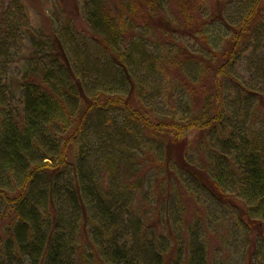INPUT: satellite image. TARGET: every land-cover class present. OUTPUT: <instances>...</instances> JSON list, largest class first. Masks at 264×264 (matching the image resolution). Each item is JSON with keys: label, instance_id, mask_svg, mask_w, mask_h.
I'll list each match as a JSON object with an SVG mask.
<instances>
[{"label": "trees", "instance_id": "1", "mask_svg": "<svg viewBox=\"0 0 264 264\" xmlns=\"http://www.w3.org/2000/svg\"><path fill=\"white\" fill-rule=\"evenodd\" d=\"M86 1L85 27L107 52L114 71L111 76L102 75L100 85H90L85 79L89 64L81 60L76 66L54 34L34 35L31 60L19 80L22 92L16 107L6 103L7 82L0 78V222H4L0 264H210L207 244L196 243L193 235L175 249V236L171 246L156 236L158 222L151 223V219L157 218V212L162 214L158 204L151 210L144 207L142 221L128 219L121 226L127 191L119 190L113 177L123 176L126 181L140 166L117 153L104 154L106 167L97 169L87 161L95 148L88 145L87 131L107 122L114 110H127L132 124L128 131L133 129L138 140L151 149V142L161 143L165 157L153 159L160 156L168 172L175 162L216 201L237 209L248 229L245 264H264L262 132L255 122L249 132L243 125H238L239 134L227 128L221 149L203 167L187 160L192 142L185 137V131L196 128L200 137L196 141H203L221 129L231 113L226 93L230 79L245 90L235 97L239 109L248 113L250 108L256 119L264 114V90L254 92L234 76L237 59L263 13L264 0H250L253 8L234 23L226 17L225 0H178L177 11H171L175 18L168 15L169 5L165 6L173 0H142L140 13L134 0H125L117 10L109 0ZM140 26L144 37L136 32ZM9 34L7 24L0 39L7 40ZM182 36L193 37L198 51L187 48ZM152 37L159 42L150 43L164 51L163 56L154 54L152 61H159L170 76L173 73L174 90L187 93L191 105L196 101V111L185 121L182 117L160 118L148 105L147 85L133 69L134 49H143ZM194 63L195 69L191 67ZM109 137L119 150H131L133 139L115 138L113 132ZM145 181L146 177L141 178L134 189L139 190ZM161 193L166 198L163 188ZM201 227L209 228V220Z\"/></svg>", "mask_w": 264, "mask_h": 264}, {"label": "rangeland", "instance_id": "2", "mask_svg": "<svg viewBox=\"0 0 264 264\" xmlns=\"http://www.w3.org/2000/svg\"><path fill=\"white\" fill-rule=\"evenodd\" d=\"M109 1L115 5L113 6L115 10H117L116 6L121 8V5L125 4V0ZM134 1L135 9L137 13L138 11L140 13L139 4H142V0H140L141 2ZM225 1H228L226 17L230 23L242 20L244 14L253 8L250 0ZM86 2V0H0V38L7 24L11 26L9 38L5 41L3 37L0 39V78L7 82L4 94L7 104L10 103L12 107H16L20 101L22 88L19 86V80L31 60L34 35L43 37L58 34L76 66L78 65L76 61L79 63L81 60H86L85 63L89 64L86 65L88 69L85 79L90 85H100L102 75L107 77L114 73L110 69L112 67L111 60L106 54L107 52L85 27ZM165 6H168L166 9L168 15L175 18V13L171 11L174 9L177 11L178 0H173L172 3ZM4 20H8L9 23ZM137 20L139 24L142 23L141 19ZM257 22L248 44L244 46V51L240 53L234 67L235 78L254 92L264 90V70L261 69L264 68V9ZM136 32L143 37L146 34L142 28H137ZM152 40L154 43L156 41L155 44L159 42L157 38L152 37L149 42L146 41V44L148 43L146 47L143 45V49H134L133 69L137 74H140V81L147 85L145 88L149 92L147 93L148 105L159 114V117L162 119L182 117L185 121L191 118L193 111H196V101L194 100L191 105V97L187 93L180 89L174 90L173 73L170 76L159 61L157 62L160 67L157 62L155 64L152 61V58L155 59V55L158 56L160 53L163 56L164 53L160 47L150 43L153 42ZM180 40L193 52L198 51L199 46L193 37L182 36ZM191 67L195 69V63ZM92 68H97L100 71L97 72ZM97 73L98 75H96ZM98 76L99 78H96ZM230 80L226 93L231 113L227 116L221 129H217L207 140L198 142L196 141V139H200L197 136L198 129L193 128L185 131L187 132L186 140L192 142L186 151V158L195 166L203 167L215 158V153L218 152L221 143L229 133L227 128L232 127L239 134L242 132L238 125H243L244 129L249 132L255 122V126L264 136V114L256 119L252 118L250 108L248 113L246 110L244 111L245 108L239 109L235 104V97H241L244 89L232 79ZM107 86L108 83L104 88ZM107 117L109 118L107 122H103L99 126L94 124L95 126L87 131L88 145H95L97 148L88 154L87 161L97 169L102 166L106 167L107 161L104 154L107 156L110 153H117L129 157L130 161L140 166L139 172L126 178L131 188H128L123 176L113 177V179H117L116 182L120 183H118V189L127 191V206L123 208V220L119 221L121 226L125 224L124 220L128 219L130 222H137L138 219L142 221V213L145 209L151 210L153 206L160 205L162 214L157 212V218L153 217L151 223L157 220L156 236H159L165 244L171 246L175 236L177 238V241L173 243L175 249L179 244L184 246L186 240H190V236L193 235L196 243L207 244L210 264H245L248 229L241 221L240 216L242 215H239L237 209L216 201L208 191H204L196 184V179L192 174H187L175 162L170 165L171 173L168 172L166 167L160 164L159 157H165L160 146L161 143L158 140V142H151L154 144L151 149L148 143L135 137L133 129L128 131L132 124L129 123L127 110H114ZM96 119V117L93 118L95 122H99ZM109 123L113 125L112 129L109 127ZM124 125L126 128L122 127ZM116 131L122 135L119 137ZM112 132L115 138L117 136L119 139L127 137L133 139L130 140L131 150H119L120 146L112 144L109 137ZM159 137H164V135ZM102 141H107L106 146H100ZM156 147L158 148L157 152L155 151ZM157 155L160 156L153 159ZM103 163L105 164L103 165ZM152 164H154V168H151ZM104 176L108 175L105 173ZM142 176L146 177V181L143 182V186L139 190L138 188L135 190L134 186L136 183L137 187L139 186L138 181L143 178ZM162 188L166 193V198L165 194L161 193ZM131 189L135 191L133 192ZM197 210L202 218L198 216ZM158 215L161 218L160 221H158ZM204 220L205 222L209 220V228L201 227ZM3 225L4 222H0V235ZM124 228L127 226L125 225Z\"/></svg>", "mask_w": 264, "mask_h": 264}]
</instances>
